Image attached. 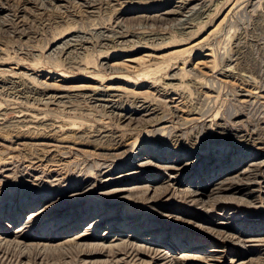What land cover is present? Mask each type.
Returning a JSON list of instances; mask_svg holds the SVG:
<instances>
[{
    "label": "rangeland",
    "instance_id": "374dc122",
    "mask_svg": "<svg viewBox=\"0 0 264 264\" xmlns=\"http://www.w3.org/2000/svg\"><path fill=\"white\" fill-rule=\"evenodd\" d=\"M0 86V264H264V0H0Z\"/></svg>",
    "mask_w": 264,
    "mask_h": 264
},
{
    "label": "bare ground",
    "instance_id": "6f19581e",
    "mask_svg": "<svg viewBox=\"0 0 264 264\" xmlns=\"http://www.w3.org/2000/svg\"><path fill=\"white\" fill-rule=\"evenodd\" d=\"M109 3V2H108ZM123 4V3H122ZM120 7V6H119ZM183 7V6H182ZM204 7V6H203ZM195 10V9H194ZM196 11V10H195ZM199 12V11H198ZM196 13H197V11H196ZM180 14V13H179ZM196 15V14H195ZM199 15V14H198ZM191 16V15H190ZM186 18H188V17H186ZM183 23V22H182ZM102 33V32H101ZM121 34V33H120ZM117 35H119V34H117ZM123 36V35H122ZM121 35H120V37H122ZM151 36V35H150ZM133 37V36H132ZM137 38V37H136ZM116 39V38H115ZM106 40V39H105ZM71 42V41H70ZM116 43V42H115ZM69 44V43H68ZM67 48V47H66ZM75 48V47H74ZM76 50V49H75ZM79 52V51H78ZM73 53H74V51H73ZM79 55V54H78ZM134 63V62H133ZM71 64V63H70ZM74 65V64H73ZM129 66V65H128ZM111 67V66H110ZM110 69V68H109ZM113 71V70H112ZM135 71V70H134ZM249 77V76H248ZM247 77V78H248ZM262 79H263V77H261ZM171 80H174V79H171ZM251 80V79H250ZM196 82V81H195ZM248 82H250V81H248ZM254 82V81H253ZM194 83V82H193ZM197 83V82H196ZM163 84V83H162ZM169 84V83H168ZM171 84V83H170ZM156 85V84H155ZM157 85H159V84H157ZM176 85V84H175ZM195 85V84H194ZM193 85V86H194ZM258 85H260V84H258ZM172 86V85H171ZM198 86V85H197ZM1 87V86H0ZM161 87V86H160ZM164 87V86H163ZM200 87V86H199ZM252 87V86H251ZM262 87V86H261ZM2 88V87H1ZM154 88H155V86H154ZM193 88V87H192ZM202 88V87H201ZM43 89V88H42ZM158 89H159V87H158ZM177 89V88H176ZM1 90V89H0ZM4 90V89H3ZM10 90V89H9ZM48 90V89H47ZM96 90H97V88H96ZM177 90H179V89H177ZM155 91L158 93V92H162V93H164V95L165 96H167L168 94H170V93H172L173 94V91H175L173 88L171 89V88H169V87H167V85H165V87L163 88V89H160L159 91L158 90H156V88H155ZM154 91V92H155ZM187 91V90H186ZM257 91V90H256ZM183 92V91H182ZM2 93V92H1ZM18 93V92H17ZM161 93V94H162ZM178 93V92H177ZM184 93V92H183ZM41 94V93H40ZM43 94V93H42ZM88 94V93H87ZM86 94V95H87ZM179 94V93H178ZM56 96V95H55ZM170 96V95H169ZM173 96H174V94H173ZM253 96V95H252ZM85 97H87V96H85ZM92 97V96H91ZM259 97V96H258ZM55 98V97H54ZM89 98H90V94H89ZM173 98V97H172ZM180 98V97H179ZM261 98V97H260ZM31 99V98H30ZM256 99V98H255ZM32 100V99H31ZM33 101V100H32ZM34 101H36V100H34ZM262 103V102H261ZM45 104V103H44ZM138 104V103H137ZM136 104V105H137ZM262 105V104H261ZM105 107V106H104ZM152 109V108H151ZM194 113V112H193ZM195 113H197V112H195ZM199 114V113H198ZM115 115V114H114ZM119 116V115H118ZM124 117L126 116V114H124L123 115ZM198 116H200V115H198ZM197 116V117H198ZM203 119V118H202ZM200 120V119H199ZM198 120V121H199ZM259 121V120H258ZM143 122V121H142ZM204 122V121H203ZM161 123V122H160ZM148 124V123H147ZM152 124V123H151ZM151 124H150V126H151ZM154 124V123H153ZM158 123H156V125H157ZM149 125V124H148ZM153 126V125H152ZM155 126V125H154ZM152 128V127H151ZM163 130V129H162ZM98 133H100V132H98ZM100 135V134H99ZM105 135V134H104ZM107 135V134H106ZM109 135V134H108ZM172 135V134H171ZM110 136H111V133H110ZM107 137V136H106ZM173 137H174V135H173ZM247 137V136H246ZM251 137V136H250ZM103 138V137H102ZM119 138V137H118ZM178 138V137H177ZM254 138V137H253ZM252 138V139H253ZM247 139H248V137H247ZM105 140V139H104ZM176 140V139H175ZM249 140V139H248ZM251 140V139H250ZM67 143V142H66ZM116 145V144H115ZM69 146V145H68ZM120 146V145H119ZM107 148V147H106ZM109 148V147H108ZM110 149V148H109ZM112 149V148H111ZM63 150V149H62ZM113 150V149H112ZM66 152V151H65ZM94 152V151H93ZM105 152V151H104ZM106 153V152H105ZM112 153V152H111ZM110 153V154H111ZM108 154V153H107ZM116 154V153H115ZM120 155V154H119ZM100 157V156H99ZM38 158V157H37ZM96 158V157H95ZM107 160V159H106ZM110 160V159H109ZM40 161V160H39ZM45 161V160H44ZM40 163V162H39ZM149 163V162H148ZM253 163V162H252ZM255 163V162H254ZM253 163V164H254ZM16 164V163H15ZM150 164V163H149ZM12 165V164H11ZM115 165V162L113 161L112 163H111V166H114ZM249 165V164H248ZM13 166V165H12ZM107 166H109V165H107ZM165 166V165H164ZM163 166V167H164ZM257 166H258V164H257ZM260 166V165H259ZM9 167V166H8ZM246 167H249V166H246ZM250 167H251V165H250ZM249 167V168H250ZM255 167V166H254ZM261 167V166H260ZM38 168V167H37ZM112 168V167H111ZM117 168V167H116ZM171 168V167H170ZM177 168V167H176ZM106 169H108V168H106ZM161 169H162V167H161ZM165 169V168H164ZM246 169V168H245ZM23 170V169H22ZM167 171H169L168 169H166ZM172 170V169H171ZM241 170V169H240ZM162 171V170H161ZM245 171V170H244ZM100 172V171H99ZM246 172V171H245ZM255 172V171H254ZM37 173V172H36ZM163 173H164V171H163ZM166 173V172H165ZM38 174H40V172L38 173ZM242 174V173H241ZM248 174V173H247ZM258 174V173H257ZM261 174H262V172H261ZM100 175V174H99ZM105 175V174H104ZM231 175H232V173H231ZM240 175V172L239 173H237L236 175H234L233 177H229L230 179L229 180H234V179H236L238 176ZM173 176V175H172ZM171 176V177H172ZM230 176V175H229ZM247 176V175H246ZM250 176H252L251 174H250ZM253 176H255V175H253ZM33 177V176H32ZM53 177V176H52ZM170 177V176H169ZM31 178V177H30ZM34 178V177H33ZM55 178V177H54ZM217 178V177H216ZM226 178H228V177H226ZM226 178L224 179L225 181H226ZM256 178V177H255ZM262 178V177H261ZM37 180V179H36ZM48 180H50V179H48ZM35 181V180H34ZM40 181V180H39ZM261 181V180H260ZM167 182V181H166ZM212 182V181H211ZM216 182V181H215ZM220 182V181H219ZM227 182H229L228 181V179H227ZM251 182V181H250ZM222 183L223 182H220V183H218V185L214 188V189H212L211 190V195L212 194H222V195H224L225 193H226V191L227 190H230V189H232L234 186H233V184H229V185H227L226 184V186L224 185H222ZM253 183H254V181H253ZM171 185V184H170ZM169 185V186H170ZM257 185V184H256ZM173 186H174V184H173ZM172 186V187H173ZM215 186V185H214ZM129 190V189H128ZM131 190V189H130ZM173 190H174V188H173ZM182 190V189H181ZM147 191H148V189H147ZM249 191V190H248ZM247 191V192H248ZM129 192V191H128ZM183 192H184V190H183ZM186 192V191H185ZM131 193V192H130ZM129 193H127V195H128ZM146 194V193H145ZM171 194H172V192H171ZM175 194V193H174ZM190 195V197L188 196L187 197V199L188 198H190L191 200H192V202H194V203H200L202 200L200 199L201 198V195H200V193H199V191H188V193H187V195ZM153 195H155V194H153ZM227 195V194H226ZM157 196V195H156ZM169 196V195H168ZM201 200V201H200ZM203 202H201V204H202ZM204 204V206L203 207H205V203H203ZM208 207V206H207ZM213 208H214V206H213ZM18 232V231H17ZM21 234V233H20ZM18 234H15V236H17ZM6 236V235H5ZM19 236V235H18ZM18 236L17 237H15V238H18ZM79 236V235H78ZM83 236V235H82ZM231 238V237H230ZM235 238V237H234ZM78 239H81V238H78ZM119 239V238H118ZM117 239V240H118ZM227 239V238H226ZM84 240V239H83ZM121 240V239H120ZM127 240V239H126ZM110 241V240H109ZM15 242V244L16 243H18V241H13V240H10V241H8V240H4V239H2V237L0 238V245L2 244H12V243H14ZM43 242V241H42ZM77 242V241H76ZM99 242V241H98ZM73 243H75V241L73 242ZM134 243V242H133ZM15 244H14V246H15ZM85 244V243H84ZM26 245V244H25ZM29 245H31V244H29ZM33 245V244H32ZM36 245V244H35ZM86 245V244H85ZM111 245H113V244H111ZM118 245V244H117ZM126 245H128V244H126ZM136 245V244H135ZM12 246V245H11ZM47 246V245H46ZM113 246H116V245H113ZM148 246V245H147ZM1 247V246H0ZM6 247V246H5ZM18 247V246H17ZM32 247V246H31ZM102 247V246H101ZM117 247H119V246H117ZM139 247V246H138ZM19 248V247H18ZM98 248V247H97ZM127 248V247H126ZM1 249V248H0ZM119 249V248H118ZM124 249V248H123ZM156 249V248H155ZM108 251H110L109 249H107ZM147 250V249H146ZM150 250V249H149ZM152 250V249H151ZM106 251V250H105ZM143 251V250H142ZM141 251V252H142ZM156 251H158V250H156ZM131 252H132V249H131ZM137 252V251H136ZM135 252V253H136ZM162 252V251H161ZM107 254H108V252H107ZM109 254H110V252H109ZM125 254V253H124ZM123 254V255H124ZM131 254V253H130ZM134 254V253H133ZM147 254V253H146ZM159 254V253H158ZM163 254V253H162ZM166 254V253H165ZM165 254H163V255H165ZM111 255V254H110ZM114 255V254H113ZM150 255V254H149ZM156 255V254H155ZM161 255V254H160ZM128 256H129V254H128ZM162 256V255H161ZM166 256V255H165ZM98 257V256H97ZM118 257V256H117ZM116 257V258H117ZM139 257V256H138ZM159 257V256H158ZM169 257H171V256H169ZM112 258V257H111ZM124 258V257H123ZM123 258H121V259H123ZM125 258H127V256L125 257ZM145 258V257H144ZM152 258V257H151ZM154 258V257H153ZM152 258V259H153ZM161 258V257H160ZM164 257H162V259H163ZM173 258V257H172ZM172 258H171V260H172ZM185 258H187V257H185ZM189 258V257H188ZM4 259V258H3ZM87 259V258H86ZM109 259V258H108ZM113 259H114V257H113ZM120 259V260H121ZM150 259V258H149ZM156 259V258H155ZM174 259V258H173ZM2 260V259H1ZM5 260V259H4ZM83 260V259H82ZM97 260V259H96ZM119 260V261H120ZM165 260V259H164ZM169 260V259H168ZM209 261H210V259H208ZM217 260H219V259H217ZM99 261V260H98ZM107 261V260H106ZM110 261V260H109ZM122 261V260H121ZM149 261V260H148ZM158 262H159V260H157ZM213 261V260H212ZM259 261V260H258ZM82 262V261H81ZM104 262V261H103ZM113 262V261H112ZM145 262H147V261H145ZM155 262V261H154ZM174 262V261H173ZM177 262V261H176ZM240 262V261H239ZM257 262V261H256ZM84 263H85V261H84ZM83 262H82V264H84ZM90 263V262H89ZM96 263V262H95ZM111 263V262H110ZM120 263H122V262H120ZM123 263H124V261H123ZM132 263V262H131ZM139 263V262H138ZM149 263H152V262H149ZM170 263V262H169ZM245 263V262H244ZM1 264H2V262H1ZM8 264V263H7ZM92 264V263H91ZM97 264H99V262H97ZM103 264H106L105 262L103 263ZM114 264V263H113ZM126 264H129V263H126ZM155 264V263H154ZM168 264V263H167ZM171 264H172V262H171ZM254 264H256V263H254Z\"/></svg>",
    "mask_w": 264,
    "mask_h": 264
}]
</instances>
